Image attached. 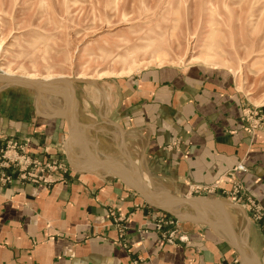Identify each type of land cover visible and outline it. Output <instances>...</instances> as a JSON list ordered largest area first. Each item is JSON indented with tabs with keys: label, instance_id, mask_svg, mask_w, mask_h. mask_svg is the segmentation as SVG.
<instances>
[{
	"label": "crops",
	"instance_id": "1",
	"mask_svg": "<svg viewBox=\"0 0 264 264\" xmlns=\"http://www.w3.org/2000/svg\"><path fill=\"white\" fill-rule=\"evenodd\" d=\"M226 78L199 69L159 67L113 81L109 89H79L75 131L89 154L82 139V124L86 126L87 145L100 159L112 158L109 152L99 154L101 147L109 150L117 144L127 150L130 157L124 154L118 160L113 155L125 172L146 191L153 184H170L162 193L172 196L176 186L187 190L213 184L242 162L247 170L241 172V181L264 206V132L246 136L239 97ZM96 102L105 108L95 109ZM35 106L27 89L0 86V137L27 138L30 151L61 158L69 169L64 180L50 183L0 182V264H242L221 200L192 202L195 218L180 221L185 239L167 243L155 227L159 211L111 174L112 167L93 164L85 156L88 169L70 164L64 152V117L48 110L40 113ZM101 117L119 130L121 142L111 130L105 133L113 145L107 138L100 140L96 133L103 129ZM175 140L179 142L173 144ZM227 187L220 184L219 192ZM165 196L157 195L161 200ZM225 212L245 264H264L261 224L241 205Z\"/></svg>",
	"mask_w": 264,
	"mask_h": 264
},
{
	"label": "rangeland",
	"instance_id": "2",
	"mask_svg": "<svg viewBox=\"0 0 264 264\" xmlns=\"http://www.w3.org/2000/svg\"><path fill=\"white\" fill-rule=\"evenodd\" d=\"M0 64L17 73H36L39 77L47 74H62L71 79L77 74L93 77L92 81L55 83L68 89L72 85L74 96L79 89H109L113 81L159 67L217 73L227 77L230 90L239 97V119L246 136L252 139L257 131L264 132V0H0ZM0 86L27 89L40 113L48 110L53 115L64 114L65 101L63 104L57 90H37L3 81ZM95 104V109L105 108L104 104ZM104 121L105 118H98L99 127L103 128L97 129L100 140H112L110 135L106 136L111 130L121 142L119 130ZM71 137L66 138L64 147L68 161L82 164L80 168L86 170L90 166L85 164L84 156L88 155L80 143L82 136L77 133L74 144ZM90 137L96 146L95 133L91 132ZM29 144L30 141L26 151L31 169L45 172L59 160L67 162L30 151ZM108 149L101 147L99 154L110 152V156L115 154L119 160L124 154L129 155L127 150L120 152L117 144ZM3 150L15 156L10 146ZM238 164L247 170L242 162ZM236 166L226 170L213 184L193 185L187 190L176 186L171 191L173 196L194 201L175 206L177 210L156 208L157 216L178 218L180 226L182 216L195 218L197 208L192 202L219 199L225 211L234 204L241 205L253 220L249 209L236 203L232 196L246 194L264 206L244 187L240 175L244 171L237 172ZM9 171L16 175L17 169L12 167ZM223 183L228 187L219 192ZM169 185L153 184L148 192L153 198L166 195L163 198L166 200L173 197L162 193L170 189Z\"/></svg>",
	"mask_w": 264,
	"mask_h": 264
},
{
	"label": "built area",
	"instance_id": "3",
	"mask_svg": "<svg viewBox=\"0 0 264 264\" xmlns=\"http://www.w3.org/2000/svg\"><path fill=\"white\" fill-rule=\"evenodd\" d=\"M29 143V139L16 140L11 138H0V182L1 184H8L14 178H18L21 182L28 181L32 183L46 182L50 183L54 180H64V175L69 169L68 165L59 160L56 166L46 170L45 172L29 168V156L26 151V146ZM10 146L14 151L15 156L12 157L6 154V150L3 149ZM16 167V175L10 172V168ZM237 172L245 171L242 164H238L236 167ZM235 179V177H232ZM232 199L236 203L245 205L251 212V218L262 223L264 228V208L256 203L250 196L244 194V196H232ZM166 226H170V229H163ZM155 227L161 231V237L167 243H172L175 240L183 241L185 235L179 226L178 220L174 217H159L155 221ZM132 264H137V261H133Z\"/></svg>",
	"mask_w": 264,
	"mask_h": 264
},
{
	"label": "water",
	"instance_id": "4",
	"mask_svg": "<svg viewBox=\"0 0 264 264\" xmlns=\"http://www.w3.org/2000/svg\"><path fill=\"white\" fill-rule=\"evenodd\" d=\"M89 80V81H92L93 79H82V78H74V79H71L70 77L68 78H65L64 80H61V81H64V82H73V80ZM0 81H3L5 83H8V84H11V85H24V84H29V85H33V86H37V85H50L54 82H59V80H53V81H39V80H33V79H27V78H21V77H14V76H7V75H4V74H1L0 73ZM75 104H76V99H75V96H74V93H73V89H72V85H70V92L68 94V99L66 100L65 98V110H64V114H63V117L66 121V125H67V140L71 137V134H72V129H71V126L73 123H76V121L78 120L77 117L75 116ZM86 126H84L82 124V132L84 134V138H83V142H84V146H85V149L89 152V154L95 158V160L98 161L99 165L101 166H105V168H107L109 165L104 162L103 160H100L98 159L92 152L91 150L89 149L88 145H87V140L85 139L86 136H87V133H86ZM111 174H113L114 176H118L120 178H123L128 184L129 186L150 206L154 207V208H157V209H164V210H168V208L171 206V204H169L168 206H162L160 204H158L156 202L155 199H152L151 198V195L148 191H146L145 189L141 188V186L132 178V176L128 173H126L125 171H113L111 172ZM201 199H204V198H201ZM175 202H184V203H188V202H191V201H194L193 199L191 198H182V197H178L174 200ZM223 213V216H224V219H225V222H226V225L228 227V230H229V233L232 237V240L236 246V249L239 253V256H240V261L242 264H245L244 262V258H243V252H242V248L239 244V241L235 235V232L233 230V228L231 227L230 225V221L228 219V216L226 214V212L223 210L222 211ZM174 216H176V214H173ZM187 217L185 216H182V219H186Z\"/></svg>",
	"mask_w": 264,
	"mask_h": 264
},
{
	"label": "bare ground",
	"instance_id": "5",
	"mask_svg": "<svg viewBox=\"0 0 264 264\" xmlns=\"http://www.w3.org/2000/svg\"><path fill=\"white\" fill-rule=\"evenodd\" d=\"M0 73L1 74H4V75H7V76H14V77H21V78H27V79H33V80H39V81H53V80H59V82H63V83H66L64 81H61V80H64L65 78H68L66 75H62V74H47V75H43V76H38L36 73H17L16 71H13L12 69H9L7 67H3L1 64H0ZM101 74V73H100ZM99 74V75H100ZM99 75L98 77L96 78H99ZM76 78H82V79H92L93 77H90V76H83L81 74H77L75 76ZM56 82L50 84V85H37V86H31L29 84H24V86H28V87H33V88H36L37 90H57V95L60 96L62 103L65 101V98L66 100L68 99V94L70 92V89H68L67 87H65L64 85L63 86H58L55 84ZM64 104V103H63ZM64 108V106H63ZM63 108H61V110H63ZM71 129H72V134L73 135L71 138L73 139V137L75 139H77V133H76V125L73 123L72 126H71ZM110 151V150H109ZM114 151V150H113ZM120 152H122L120 149H119ZM87 153V152H86ZM110 153V152H109ZM108 153V154H109ZM103 155V153H101ZM88 155V158L89 160L93 163V164H97L99 165L98 161L95 160V158H93L92 156H90L89 154ZM106 155V153H105ZM104 155V156H105ZM129 156V155H128ZM113 157V156H111ZM98 158V157H97ZM100 159V158H98ZM115 157L114 158H107V159H100V160H103L104 162H106L110 167L116 169V171H125L124 168L119 165L118 163L114 162ZM119 160V159H118ZM88 161V160H87ZM89 162V161H88ZM90 163V162H89ZM91 164V163H90ZM114 164V165H113ZM93 166V165H92ZM95 166V165H94ZM101 166V165H100ZM115 171V170H114ZM153 196V195H152ZM152 199H155L156 202L162 206H168L169 204H171V206L168 208V210H177V208L175 207L176 204H179V203H184V202H175L174 200L175 199H166V200H159L157 199V197H152ZM178 198V197H176ZM180 198V197H179ZM182 198H185V197H182ZM196 208V207H195ZM178 214H182L180 213L179 211H177ZM227 232L228 230L225 229ZM231 237V235H229Z\"/></svg>",
	"mask_w": 264,
	"mask_h": 264
}]
</instances>
